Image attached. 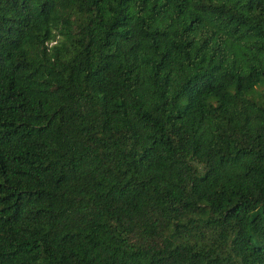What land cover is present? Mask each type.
<instances>
[{
	"label": "trees",
	"instance_id": "obj_1",
	"mask_svg": "<svg viewBox=\"0 0 264 264\" xmlns=\"http://www.w3.org/2000/svg\"><path fill=\"white\" fill-rule=\"evenodd\" d=\"M0 264H264V0H0Z\"/></svg>",
	"mask_w": 264,
	"mask_h": 264
}]
</instances>
